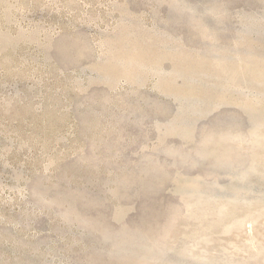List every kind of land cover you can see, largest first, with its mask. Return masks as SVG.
I'll use <instances>...</instances> for the list:
<instances>
[{"label":"rangeland","instance_id":"rangeland-1","mask_svg":"<svg viewBox=\"0 0 264 264\" xmlns=\"http://www.w3.org/2000/svg\"><path fill=\"white\" fill-rule=\"evenodd\" d=\"M0 264H264V0H0Z\"/></svg>","mask_w":264,"mask_h":264}]
</instances>
